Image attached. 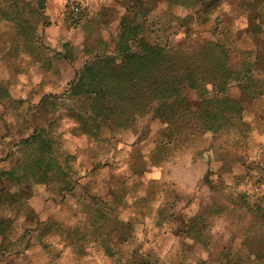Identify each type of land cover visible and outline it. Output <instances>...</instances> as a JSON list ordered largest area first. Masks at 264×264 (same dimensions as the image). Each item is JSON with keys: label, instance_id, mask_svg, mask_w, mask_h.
Here are the masks:
<instances>
[{"label": "rangeland", "instance_id": "obj_1", "mask_svg": "<svg viewBox=\"0 0 264 264\" xmlns=\"http://www.w3.org/2000/svg\"><path fill=\"white\" fill-rule=\"evenodd\" d=\"M171 2L0 0V264H264V0ZM127 20L192 60L219 40L227 90L172 122L76 94Z\"/></svg>", "mask_w": 264, "mask_h": 264}, {"label": "trees", "instance_id": "obj_2", "mask_svg": "<svg viewBox=\"0 0 264 264\" xmlns=\"http://www.w3.org/2000/svg\"><path fill=\"white\" fill-rule=\"evenodd\" d=\"M170 5H180L179 0H172ZM133 22L127 20L125 23L118 58L109 59V63L118 60L116 66H107L110 74L98 79L99 72H95L89 81L82 78L73 86L76 94L86 93L97 104L102 98L104 101L101 95L108 92L109 99L114 102L108 112L115 116L119 115L116 111L121 101L133 105L137 101L138 106L143 107L149 100L158 105L159 118L172 122L182 114L187 89L208 91L207 85L212 84L219 92L227 90L229 76L235 72L226 65V61L221 68L218 65L214 68V60L222 59L221 53H226L219 40L206 41L201 49L203 53L193 55L192 60L189 53L175 50L167 44L150 42L142 36L144 26ZM189 59L196 63L188 64ZM112 77L115 79L110 80ZM117 118L120 120V116Z\"/></svg>", "mask_w": 264, "mask_h": 264}]
</instances>
